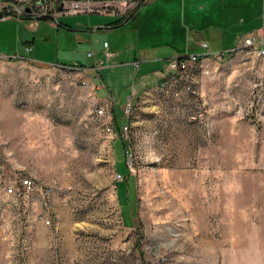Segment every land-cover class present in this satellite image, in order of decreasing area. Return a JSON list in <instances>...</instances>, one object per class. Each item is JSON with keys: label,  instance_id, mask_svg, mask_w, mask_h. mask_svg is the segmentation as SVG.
Instances as JSON below:
<instances>
[{"label": "rangeland", "instance_id": "374dc122", "mask_svg": "<svg viewBox=\"0 0 264 264\" xmlns=\"http://www.w3.org/2000/svg\"><path fill=\"white\" fill-rule=\"evenodd\" d=\"M17 1L0 0V55L23 56L0 58V179L56 183L60 220L45 224L33 193L0 191V264H264V57L226 52L242 46L229 35L195 45L189 27L182 40L170 27L91 31L85 12L68 21L83 31L57 34L3 17ZM175 46L212 54L177 70ZM144 48L159 60L135 66ZM115 50L118 65L98 73L60 65Z\"/></svg>", "mask_w": 264, "mask_h": 264}, {"label": "crops", "instance_id": "0c3cea01", "mask_svg": "<svg viewBox=\"0 0 264 264\" xmlns=\"http://www.w3.org/2000/svg\"><path fill=\"white\" fill-rule=\"evenodd\" d=\"M61 3L70 5L65 2L67 0H59ZM85 7V13L94 14L91 18L89 15L90 30L111 31L113 29H125L135 31L137 34H143L156 39L163 31L162 27L172 29L173 36H178L181 40L185 37L189 27L193 29L190 39L195 45H199L201 40L217 39L218 42L225 41V36L239 37L243 39L246 35H264V0H140L142 5L131 11L128 15H124L121 9H115V4L120 0H74ZM72 2V1H71ZM114 6V7H113ZM2 8V5H0ZM117 7V6H116ZM76 12V13H80ZM75 13H71L58 7L56 14L42 18L48 26L55 28L57 34L63 32H80L76 27H84L82 24H70V17ZM2 13L0 14L1 17ZM87 15V14H84ZM3 18V17H2ZM67 20H66V19ZM125 18L121 25L115 24L117 19ZM41 19V18H38ZM54 21H53V20ZM93 21V22H92ZM213 28L217 31L212 32ZM52 32H46L45 36L41 35V40L50 38ZM171 34V33H170ZM78 36V34H74ZM186 36V39L187 40ZM36 38L22 40L24 47L29 46L27 52L33 51L36 47ZM106 44V42L104 43ZM159 48L160 45H153ZM201 46V44H200ZM108 47V46H107ZM185 50L191 49L186 45ZM170 48V47H169ZM175 53V58L183 57L180 55L183 50L171 48ZM26 51V50H25ZM119 50L114 52L106 51V59L97 60L96 64L85 66L84 64H60L64 67H80L83 70L99 72V69L106 65H118ZM153 49L144 48L139 56H134L133 61L154 63L159 60L158 57L150 55ZM159 52V51H158ZM27 58V57H26ZM34 62L50 64L41 60L42 58H27ZM170 59H174L171 58ZM170 60V62H171ZM171 68V67H170ZM100 87V86H99Z\"/></svg>", "mask_w": 264, "mask_h": 264}, {"label": "built area", "instance_id": "2783aa9c", "mask_svg": "<svg viewBox=\"0 0 264 264\" xmlns=\"http://www.w3.org/2000/svg\"><path fill=\"white\" fill-rule=\"evenodd\" d=\"M18 5L11 7L7 10V14L5 16H15V17H43V16H52L56 13H51L52 10H57L58 7L61 6L62 9H65L68 12L76 13L80 11H85V7H83L79 2H71L70 5L61 3L59 0H18ZM106 45V44H105ZM201 47L203 49L208 48L206 43H201ZM30 49L29 46L24 47V50L28 51ZM236 49L240 50H248L253 52L259 57H264V35H246L242 39V46L239 48H231V51H235ZM212 52H206L201 54H191L186 57H177L171 60L170 67L182 70L187 67V65L191 62H195L196 60L206 56L211 55ZM23 57L22 55H0V58H8L13 59L15 57ZM138 62H135L134 65L137 66ZM104 107H99L96 109V112L99 115H105ZM107 131L111 135H118L115 130V126L107 125ZM121 176V174H118ZM0 191H2L5 195H16L21 194L22 192L33 193V198L37 199V201L41 204L42 211L39 215V218L47 225L50 224H58L59 223V215L54 212L53 207V199L57 192V185L54 182L50 183H37L35 180L29 177H15L10 179L2 178L0 179ZM51 213V214H50Z\"/></svg>", "mask_w": 264, "mask_h": 264}, {"label": "trees", "instance_id": "16d2710c", "mask_svg": "<svg viewBox=\"0 0 264 264\" xmlns=\"http://www.w3.org/2000/svg\"><path fill=\"white\" fill-rule=\"evenodd\" d=\"M41 18H48V16H43V17H41ZM125 18H121V19H117L116 21H115V24H117V23H119V25H121V23H122V21L124 20ZM231 48H229V50H230ZM226 52H231V50L230 51H227V50H225ZM224 52V51H223ZM186 57V56H185ZM117 124L118 123H116V127H115V130L117 131V133H118V130L120 129V127H119V125L117 126ZM115 126V125H114ZM127 147V145H126V142H125V158H126V156H127V154H128V148H126ZM126 160V159H125ZM127 166V165H126ZM127 170V172H129V169H128V166H127V168H126Z\"/></svg>", "mask_w": 264, "mask_h": 264}, {"label": "bare ground", "instance_id": "6f19581e", "mask_svg": "<svg viewBox=\"0 0 264 264\" xmlns=\"http://www.w3.org/2000/svg\"><path fill=\"white\" fill-rule=\"evenodd\" d=\"M14 5H15V4H14ZM9 6H10V5H9ZM9 6H8V7H9ZM10 7H11V6H10ZM7 9H8V8H7Z\"/></svg>", "mask_w": 264, "mask_h": 264}, {"label": "water", "instance_id": "95a60500", "mask_svg": "<svg viewBox=\"0 0 264 264\" xmlns=\"http://www.w3.org/2000/svg\"><path fill=\"white\" fill-rule=\"evenodd\" d=\"M37 18H41V17H37Z\"/></svg>", "mask_w": 264, "mask_h": 264}]
</instances>
